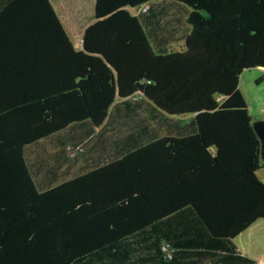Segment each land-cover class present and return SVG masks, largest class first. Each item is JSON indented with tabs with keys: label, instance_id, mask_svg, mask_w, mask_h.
Masks as SVG:
<instances>
[{
	"label": "trees",
	"instance_id": "1",
	"mask_svg": "<svg viewBox=\"0 0 264 264\" xmlns=\"http://www.w3.org/2000/svg\"><path fill=\"white\" fill-rule=\"evenodd\" d=\"M175 2L96 0L77 50L52 0H0V264H264V0ZM64 132L100 145L62 176L37 145Z\"/></svg>",
	"mask_w": 264,
	"mask_h": 264
},
{
	"label": "rangeland",
	"instance_id": "2",
	"mask_svg": "<svg viewBox=\"0 0 264 264\" xmlns=\"http://www.w3.org/2000/svg\"><path fill=\"white\" fill-rule=\"evenodd\" d=\"M55 1V0H53ZM159 2H167L168 0H157ZM171 2H175V0H169ZM67 3V5H69V12L68 14H62L61 13V6L57 5L56 3V9L58 10V12L61 14L62 18L65 21H68L66 23V27L68 28L69 33L71 31L76 30L77 28L75 27L76 25H79L80 23L78 22V17L81 18L78 15V11L76 8H79V12L81 10V14L83 16L84 21H88V20H92L93 18V9L94 6L92 4V0H83V1H79V3H77L76 0H66L64 2ZM177 7H183V8H189L186 5H183L179 2H175ZM82 8H80V7ZM142 9L143 12H145V10H143V8H136L133 9L132 12L135 14H138L140 12V10ZM178 15H186V10L182 9L181 12L180 10L178 11ZM174 12L170 13L173 14ZM184 15V17H185ZM77 18V19H76ZM74 29V30H72ZM166 30V29H165ZM81 31V25L79 26V29L76 30L75 34L79 35ZM84 30L82 29V32ZM166 32V31H165ZM167 33V32H166ZM180 37V35L177 33L176 36L174 37L175 40H178ZM73 43L76 44V42L78 41L77 36L73 37ZM78 43V42H77ZM80 43V42H79ZM78 43V45H79ZM182 43V42H181ZM172 48H174L175 50L179 49L181 47L180 45H175L174 43L171 44ZM79 47V46H78ZM81 49V47H80ZM164 50H170V49H164ZM264 78V70L262 69H247L245 70V72L242 75V78H240L241 82V91L243 92L244 98L247 101V104L249 106V113L253 118V122H256L258 120H264V79H262V81H258L261 78ZM149 109H151L152 111H155L156 107L154 105H149ZM148 109V105L146 108L143 109H137L135 111V113L133 115H136L135 119L137 118V123L141 124L142 122H146V123H150L149 127L151 129H154L156 132H162L163 134H176L178 133V127L176 126H171V124H173V122H168L166 119H163L165 117L167 118H177V116H170L167 115L163 112H156V114H159V117H157V119L149 112ZM157 110V109H156ZM159 111V110H157ZM181 119L183 118V116H179ZM185 117V116H184ZM163 121V122H162ZM171 123V124H168ZM183 124V123H182ZM121 125V124H119ZM119 125H117L119 128ZM128 126H125V129ZM83 129H80V131H82ZM99 130V129H98ZM167 132V133H165ZM113 134V133H112ZM111 133L106 134L107 136H112ZM71 135L70 132H64L61 135H55L54 137H52V139L49 140H45V141H41V143L39 145H37V148H40L41 150H45V152H47L46 155H49L47 157H49L53 162L50 163H45V165L47 164L48 170L53 168V169H59L58 165L55 163V160L57 161V158H54V156L56 155L58 157V155H63L65 157H68L69 160H67V162L65 161V164H63L64 160L61 159V157L59 156V160H60V164L62 163V169L59 170V174L64 176L67 173H74V171H76L77 169H80V165L79 166H75L73 163L72 168L67 167L66 163H71L70 161H73L72 158H77V160H83L82 159V155H94L96 154L95 151H97V146L100 145V142H96L94 140V138H96L98 136V139L100 138L99 135L96 134V136H94L93 139L87 138V140H81L80 143H75L74 140H68L66 141V143L64 145L61 144V140H64L65 137H69ZM106 142H109V140H107ZM98 143V144H96ZM109 148H107V153H110ZM90 153H92L90 155ZM101 153H106L105 151H102ZM106 153V154H107ZM52 157V158H51ZM47 170H44L43 172H46ZM42 172L41 176H44V173ZM257 176L258 178L264 182V167H262L258 172H257Z\"/></svg>",
	"mask_w": 264,
	"mask_h": 264
},
{
	"label": "crops",
	"instance_id": "3",
	"mask_svg": "<svg viewBox=\"0 0 264 264\" xmlns=\"http://www.w3.org/2000/svg\"><path fill=\"white\" fill-rule=\"evenodd\" d=\"M66 0H55V1H53L52 0V2H53V4H54V6H55V9L57 8L56 7V4L57 5H59V6H61V13L62 14H68V12H69V5H67V3H65V5H64V2H65ZM77 1V3H79V1H83V0H76ZM56 3V4H55ZM92 4H93V6H94V9H95V4H96V0H92ZM80 7V6H79ZM83 7V6H82ZM82 7H80V8H82ZM77 9V11H78V15L81 17V18H79L78 17V22L80 23L79 25H76L75 27L77 28L76 30H78L79 29V26L81 25V31H80V34L79 35H76L75 34V32H76V30H74V29H72V30H74V31H71L70 33L68 32V31H70V30H68V28L66 27V23L68 22V21H65L63 18H62V16H61V14L58 12V10H57V12H58V14H59V16L61 17V19H62V22L64 23L63 25H64V27H65V29H66V31L68 32V34L70 35V37H71V39L73 40V37L74 36H77V39H78V43H79V45H78V43L76 42V44H74V46H75V48L77 49V50H80V47H81V49H82V47H83V45H82V41H83V37H84V31H85V29H86V27L88 26V25H91L93 22H95V18H94V9H93V13H92V15H93V18H92V20L90 19V20H88V21H84V19H83V16L82 15H80L81 14V10H80V12H79V8H76ZM149 23H151V22H149ZM82 29L84 30L83 32H82ZM74 41V40H73ZM72 41V42H73ZM79 46V47H78ZM259 69H262V70H264L263 68H259ZM240 90H241V85H240ZM242 92V91H241ZM243 93V92H242ZM243 95V94H242ZM244 96V95H243Z\"/></svg>",
	"mask_w": 264,
	"mask_h": 264
},
{
	"label": "water",
	"instance_id": "4",
	"mask_svg": "<svg viewBox=\"0 0 264 264\" xmlns=\"http://www.w3.org/2000/svg\"><path fill=\"white\" fill-rule=\"evenodd\" d=\"M253 129L260 140V155L261 161L264 162V120L254 122Z\"/></svg>",
	"mask_w": 264,
	"mask_h": 264
}]
</instances>
